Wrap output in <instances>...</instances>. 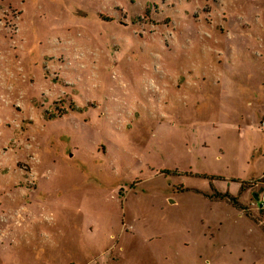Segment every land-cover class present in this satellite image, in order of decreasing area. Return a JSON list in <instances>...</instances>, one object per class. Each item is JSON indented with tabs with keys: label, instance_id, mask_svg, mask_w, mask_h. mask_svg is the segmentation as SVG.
I'll list each match as a JSON object with an SVG mask.
<instances>
[{
	"label": "rangeland",
	"instance_id": "rangeland-1",
	"mask_svg": "<svg viewBox=\"0 0 264 264\" xmlns=\"http://www.w3.org/2000/svg\"><path fill=\"white\" fill-rule=\"evenodd\" d=\"M261 6L0 0V264H264Z\"/></svg>",
	"mask_w": 264,
	"mask_h": 264
},
{
	"label": "crops",
	"instance_id": "crops-1",
	"mask_svg": "<svg viewBox=\"0 0 264 264\" xmlns=\"http://www.w3.org/2000/svg\"><path fill=\"white\" fill-rule=\"evenodd\" d=\"M258 0H256V2H257ZM259 1H261V2H264V0H259ZM253 9V8H252ZM258 9V11H261V13H262V16L260 17V21L262 22V23H264V6H261V8H257ZM258 11H256L257 13H258ZM247 17H248V15H247ZM249 19H250V16H249ZM248 19V20H249ZM254 23V22H253ZM257 22H255V25H258V24H256ZM262 26V25H261ZM244 27H246L247 29H249L248 30V32H246V28H245V30L244 31H242L241 33L242 34H245V33H251V40H249V41H251V42H255V43H257V40H261L262 38L261 37H259L260 35H263L262 33H260V32H257L255 29H254V26H253V24L251 25V26H249V25H245ZM243 27V28H244ZM250 35V34H249ZM254 39H256V41H254ZM248 41V42H249ZM241 43H246V41H245V39H243V40H241ZM254 43V44H255ZM255 49H258L257 48V46L255 47ZM259 50V49H258ZM264 119V116H262V120ZM261 177V176H260ZM259 177V178H260ZM262 184H264V182H261ZM253 184V183H252ZM228 188H230V187H228ZM216 191H219V192H221V193H225V191L224 192H222L221 190H219L218 188H217V190ZM231 190L229 189V190H227L226 192H230ZM250 191V190H249ZM251 196L254 198V201H259V199L260 198H262L263 196H264V189L261 191V192H259V191H253V193H251ZM257 209L259 210V212H262V213H264V210L262 211V210H260V206H259V204L257 203ZM243 251H246V250H243Z\"/></svg>",
	"mask_w": 264,
	"mask_h": 264
},
{
	"label": "trees",
	"instance_id": "trees-1",
	"mask_svg": "<svg viewBox=\"0 0 264 264\" xmlns=\"http://www.w3.org/2000/svg\"><path fill=\"white\" fill-rule=\"evenodd\" d=\"M149 12V10H147V13ZM106 18V17H105ZM104 18V19H105ZM105 20H108V19H105ZM70 107H72V105H70ZM219 178V177H218ZM216 191V190H215ZM216 194L220 197V198H224V197H227V198H230V199H235L234 197H231V195H229V193L228 192H225V193H221V192H219V191H216ZM233 202H235V200L233 201Z\"/></svg>",
	"mask_w": 264,
	"mask_h": 264
},
{
	"label": "built area",
	"instance_id": "built-area-1",
	"mask_svg": "<svg viewBox=\"0 0 264 264\" xmlns=\"http://www.w3.org/2000/svg\"><path fill=\"white\" fill-rule=\"evenodd\" d=\"M261 125H262V128L264 129V119H263V121H262V123H261ZM257 203L259 204V206H260V210H264V196L262 197V198H260L259 199V201H254V204L257 206Z\"/></svg>",
	"mask_w": 264,
	"mask_h": 264
}]
</instances>
